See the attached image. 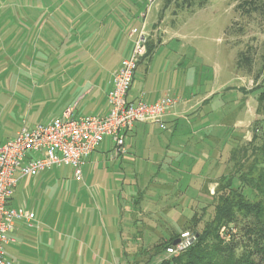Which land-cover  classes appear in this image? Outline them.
I'll return each instance as SVG.
<instances>
[{
  "label": "rangeland",
  "instance_id": "rangeland-1",
  "mask_svg": "<svg viewBox=\"0 0 264 264\" xmlns=\"http://www.w3.org/2000/svg\"><path fill=\"white\" fill-rule=\"evenodd\" d=\"M240 1L194 0L190 9H176L168 0H0V142L23 124L61 117L79 97L65 88L77 76L105 86L130 53L129 33L142 24L155 49L139 61L128 100L214 95L198 116L181 119L160 167L159 138L142 134L149 123H135L133 146L117 154L105 137L79 178L66 165L41 174L39 188L21 178L13 205L39 198L58 228L38 264H159L171 257L159 244L214 218L217 185L264 140V113L256 110L264 90V16L240 13ZM247 49L250 70L237 66ZM80 113L91 114L88 107ZM251 157L245 170L255 161L261 166L259 153ZM244 194L252 198L247 188ZM242 225L228 228L237 235Z\"/></svg>",
  "mask_w": 264,
  "mask_h": 264
},
{
  "label": "built area",
  "instance_id": "built-area-1",
  "mask_svg": "<svg viewBox=\"0 0 264 264\" xmlns=\"http://www.w3.org/2000/svg\"><path fill=\"white\" fill-rule=\"evenodd\" d=\"M145 25L129 33L132 49L111 76V86L106 94L108 110L104 115H75L66 108L61 117L44 124H23L16 134L0 142V264H11L3 255V245L8 241L16 219L32 220L33 213L24 207L10 205L14 190L21 178H33L52 167L71 166L74 175H81L80 166L97 149L105 137L111 138L112 149L117 154L125 151L127 133L135 123L159 124L164 128V117L177 99L163 96L153 102L127 98L134 71L146 53ZM193 232L185 231L165 249L167 255L177 254L195 240Z\"/></svg>",
  "mask_w": 264,
  "mask_h": 264
},
{
  "label": "trees",
  "instance_id": "trees-1",
  "mask_svg": "<svg viewBox=\"0 0 264 264\" xmlns=\"http://www.w3.org/2000/svg\"><path fill=\"white\" fill-rule=\"evenodd\" d=\"M168 1L173 2L176 9H190L194 3V0ZM236 10L247 16L253 13L264 16V0H242L236 5ZM154 49V45L148 39L146 53L140 60L150 57ZM251 64L250 50L241 51L237 66L250 70ZM257 103V112L264 113V90L257 96ZM255 137L254 134L253 141ZM258 153L261 166L255 161L254 165L248 166L245 170L246 161L251 156L252 160L257 158ZM243 169L246 172H242ZM255 170V174H252ZM229 172L214 191L216 197L214 218L200 230L193 231L196 238L189 247L159 264H264V140L260 146H252L250 155L244 157ZM246 188L252 194V198L244 194ZM239 220L243 221V225L236 235L228 226L230 223L236 226ZM222 225L224 228L219 232ZM175 239L172 237L167 242L159 244L160 249L164 251Z\"/></svg>",
  "mask_w": 264,
  "mask_h": 264
},
{
  "label": "crops",
  "instance_id": "crops-1",
  "mask_svg": "<svg viewBox=\"0 0 264 264\" xmlns=\"http://www.w3.org/2000/svg\"><path fill=\"white\" fill-rule=\"evenodd\" d=\"M119 63L120 62H118L115 67H113L110 76L106 81V85L103 87L100 86L102 82H98L97 78V80L94 79L92 81L85 79V73L72 79L70 83L65 86V88L69 86V89L72 94H76L78 90L80 94L79 97L74 100V103L68 105L66 108H72L73 113L75 115H87L80 113L84 107H88L90 109L91 114L88 115L106 114L108 110L106 94L111 86V76L114 71L118 68ZM144 95L145 93L142 96ZM138 96L141 97L140 94L133 95L130 100L135 101L139 98ZM160 97L161 96H154L151 99V102L157 100ZM213 97L214 95H211L209 93L204 94L200 98H193V95L188 98L175 97L177 99V103L171 109L168 110L167 114L164 117L165 128L159 127L156 129L158 134H160L161 136L155 135L154 133L153 125L157 126L156 124H147L148 127L145 125V128H142V134H146L147 136L151 135L154 138L158 137L160 140V144H162L164 148V150L161 149V151L156 153L158 161H161H155L157 167H160L161 164L165 162L166 155L172 152L170 144L172 139L175 138L174 136L176 135L178 129L180 128L181 119L190 120L194 116H198L197 111L199 112V110L204 105H208V103L211 99H213ZM237 98L238 97H236L235 99L236 102H238ZM239 100L241 101V98H239ZM240 104L241 103L239 102L238 105ZM206 113L209 116L212 113V110L207 109ZM138 129L140 128H138L135 124L132 129L128 132L129 137L127 136L125 144L127 147L133 146L132 141L130 140L133 135L136 137ZM190 144H192L193 153L194 144L192 141ZM41 174L31 178L29 184L32 183L33 187H37L36 185L38 184V188L41 187L40 184H43L42 181L39 180ZM191 174L195 177L193 171ZM14 195L15 193L13 194V197L10 201V205L15 208H18L20 206L24 207L26 210L33 213V219H16L14 221V227L12 231L7 234L8 241L3 245V255L7 260L11 262V264H38V260L46 256V251L54 247L55 243L54 237H52V235L55 234V231L58 228H55L54 224L52 225L50 221L52 220L50 212L47 210V208H45V204H43V202H41L39 198H36L31 201L29 205L28 203H18V205L14 206ZM67 230L68 228H63V231ZM70 230H72V228Z\"/></svg>",
  "mask_w": 264,
  "mask_h": 264
},
{
  "label": "water",
  "instance_id": "water-1",
  "mask_svg": "<svg viewBox=\"0 0 264 264\" xmlns=\"http://www.w3.org/2000/svg\"><path fill=\"white\" fill-rule=\"evenodd\" d=\"M178 242V239H175L172 244H176Z\"/></svg>",
  "mask_w": 264,
  "mask_h": 264
}]
</instances>
